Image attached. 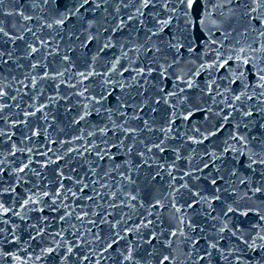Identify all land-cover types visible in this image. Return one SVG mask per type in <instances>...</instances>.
I'll return each mask as SVG.
<instances>
[{"label":"water","instance_id":"obj_1","mask_svg":"<svg viewBox=\"0 0 264 264\" xmlns=\"http://www.w3.org/2000/svg\"><path fill=\"white\" fill-rule=\"evenodd\" d=\"M0 264H264V0H0Z\"/></svg>","mask_w":264,"mask_h":264}]
</instances>
